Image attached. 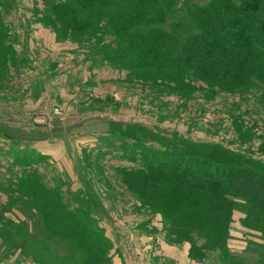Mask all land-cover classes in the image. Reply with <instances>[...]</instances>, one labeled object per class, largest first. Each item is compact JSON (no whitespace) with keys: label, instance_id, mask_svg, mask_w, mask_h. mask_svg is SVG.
<instances>
[{"label":"rangeland","instance_id":"1","mask_svg":"<svg viewBox=\"0 0 264 264\" xmlns=\"http://www.w3.org/2000/svg\"><path fill=\"white\" fill-rule=\"evenodd\" d=\"M3 1L0 7L12 48L3 53L0 65V69L5 67L0 80V231L6 234V229H12L16 245L10 238L5 243L6 237L0 233V247L4 246L0 248V264H17L18 259L35 264H43L40 260L73 263L69 247L45 235L39 219L42 214L26 215L23 203L11 199L8 188L24 175L17 158L33 153L36 142L54 136L52 131L57 133L55 141L68 142L70 151L64 154L67 165H62L61 172L58 160L46 155L47 160L36 170L46 185L62 187L65 199L86 196L96 201L99 212L95 217L102 226L105 222L103 232L113 242V262V254H122L121 249L123 257L125 253L134 263L142 260L145 250L152 257V246L149 248L145 239L158 238L174 242L193 264H264V218L248 221L249 205L243 198H235L226 228V247L219 248L222 252L207 251L204 259H193L189 239L172 241L176 235L164 215L129 191L117 171L142 166L139 155L132 160L121 149L122 142L137 141L162 149L182 148L194 155L215 152L208 146H216L264 172V80L253 79L249 86L230 92L193 76L182 83H167L136 75L128 66L107 57L109 45L113 50L116 44L104 22L97 35L92 28L78 37L63 39L44 19L54 3L76 0ZM211 1L172 0L175 7L166 23L158 27L175 32L184 41L196 30L191 10ZM118 3L126 4L125 0ZM154 27L138 30L147 33ZM7 127L26 136L16 140ZM50 140L53 138L45 139ZM191 144L208 148L186 149ZM33 235L37 243L30 242ZM150 242L155 247L154 241ZM73 257L82 264L81 256Z\"/></svg>","mask_w":264,"mask_h":264},{"label":"trees","instance_id":"2","mask_svg":"<svg viewBox=\"0 0 264 264\" xmlns=\"http://www.w3.org/2000/svg\"><path fill=\"white\" fill-rule=\"evenodd\" d=\"M125 3L56 2L44 19L63 39L78 37L92 28L97 35L104 22L116 44L113 50L109 45L107 57L128 66L136 75L152 76L167 83H182L193 76L210 87L230 92L249 86L253 79L264 80V0H212L196 6L191 10L196 30L184 41L175 32L158 27L166 23L168 13L175 7L172 0H125ZM3 4L0 0V6ZM149 25L156 27L147 33L138 30ZM5 26L0 7V65L3 53L12 48ZM3 72L5 67L0 69V80ZM7 129L16 135V140L26 136L16 128ZM208 147L215 152L194 155L182 148L162 149L145 142H122L123 155L128 154L132 160L139 155L142 166L117 169L129 191L164 215L172 226L171 233L176 235L170 236L171 240L189 239L190 256L200 260L207 251L226 247V228L232 219L235 198L248 203V221L264 218V172L220 152L219 147ZM208 147L191 144L186 149ZM33 153L17 158L24 175L8 187L11 199L18 198L23 203L26 215L42 214L39 219L44 223L45 235L66 249L69 247L72 264H79L74 254L83 258L82 264H114L110 253L113 242L95 217L99 212L96 201L86 196H75L69 201L62 187L53 189L46 185L36 168L47 156ZM0 233L6 237L5 243L10 238L16 245L12 229ZM197 240L203 243L199 245ZM30 242H38L35 235Z\"/></svg>","mask_w":264,"mask_h":264},{"label":"crops","instance_id":"3","mask_svg":"<svg viewBox=\"0 0 264 264\" xmlns=\"http://www.w3.org/2000/svg\"><path fill=\"white\" fill-rule=\"evenodd\" d=\"M52 134L54 136L52 137H46V138H53V141H45L46 138H43V140L39 139V142H36V145L31 146L35 149L36 153H41L42 155H47L49 157H52L53 159L58 160V166L61 172L63 171L62 165L66 166L65 163V152H69V146L67 145L68 142H62V141H55V136L57 133L55 131H52ZM71 148V147H70ZM69 159V157H68ZM81 185V184H79ZM106 217V216H105ZM104 222V221H103ZM102 222V224H103ZM105 225V222L103 226ZM145 241L148 243V247L150 248L152 246V249L150 248V257L148 255V251L145 250L142 252L141 261L138 263L132 262L130 257H127V255L124 253L125 258L123 257V252L121 249L122 254H113V260L114 264H173L171 261H174L176 264L179 262V264H185V263H191V258L188 256V253L185 251H182V249L179 248V246H176L174 242H171L169 239H166L162 242L158 240V238H152V239H145ZM150 241H154L155 247L151 244ZM140 244L143 246L145 242H140ZM151 245V246H150ZM4 246L0 247L3 249ZM155 256H157L158 259H153ZM194 263V261H193ZM191 263V264H193ZM17 264H35L31 260H24L20 261L18 259Z\"/></svg>","mask_w":264,"mask_h":264},{"label":"built area","instance_id":"4","mask_svg":"<svg viewBox=\"0 0 264 264\" xmlns=\"http://www.w3.org/2000/svg\"><path fill=\"white\" fill-rule=\"evenodd\" d=\"M58 112V111H57ZM59 113V112H58Z\"/></svg>","mask_w":264,"mask_h":264}]
</instances>
